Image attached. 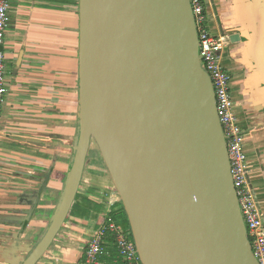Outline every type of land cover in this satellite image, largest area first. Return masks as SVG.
I'll return each mask as SVG.
<instances>
[{
    "label": "water",
    "instance_id": "water-1",
    "mask_svg": "<svg viewBox=\"0 0 264 264\" xmlns=\"http://www.w3.org/2000/svg\"><path fill=\"white\" fill-rule=\"evenodd\" d=\"M78 13L73 160L49 226L22 264H38L65 226L93 144L142 264H260L191 0H78Z\"/></svg>",
    "mask_w": 264,
    "mask_h": 264
},
{
    "label": "crops",
    "instance_id": "crops-1",
    "mask_svg": "<svg viewBox=\"0 0 264 264\" xmlns=\"http://www.w3.org/2000/svg\"><path fill=\"white\" fill-rule=\"evenodd\" d=\"M204 3L210 29L228 42L225 67L234 76L250 185L264 216V0ZM69 6L64 0H10L2 48L7 91L0 120V264H22L41 240L72 164L79 130V13L76 4ZM110 180L88 159L66 224L38 264H83L91 237L108 214L121 210ZM107 240L98 264H124Z\"/></svg>",
    "mask_w": 264,
    "mask_h": 264
},
{
    "label": "built area",
    "instance_id": "built-area-1",
    "mask_svg": "<svg viewBox=\"0 0 264 264\" xmlns=\"http://www.w3.org/2000/svg\"><path fill=\"white\" fill-rule=\"evenodd\" d=\"M199 35V58L209 74L216 95L219 119L226 137L231 173L247 235L252 250L260 264H264V216L250 185L249 157L246 135L238 121L232 96L234 76L225 67L228 42L216 36L209 26V14L204 0H191ZM10 0H0V48L5 44L9 27ZM6 64L3 49L0 50V120L6 94ZM120 202V199H119ZM115 204H112L113 208ZM114 240L116 250L124 264H142L135 242L115 218L108 214L102 227L91 237L83 264H98L107 255L106 240Z\"/></svg>",
    "mask_w": 264,
    "mask_h": 264
},
{
    "label": "trees",
    "instance_id": "trees-1",
    "mask_svg": "<svg viewBox=\"0 0 264 264\" xmlns=\"http://www.w3.org/2000/svg\"><path fill=\"white\" fill-rule=\"evenodd\" d=\"M76 1H77V3H75V0H64V4L72 5L74 3V4H76L78 6V0H76ZM118 205L120 206L121 210H120V213H116L114 215V218H115V220H117V222H119L121 225H123L125 227L124 229L127 230L130 238L133 240L132 233H131L130 226H129L128 217H127V214H126V212L124 210V207H123L121 201L119 202ZM107 241L109 243H112V244L114 243L113 240L110 237H109V239ZM117 255H118L117 253L113 254V258L111 260H114V259L116 260Z\"/></svg>",
    "mask_w": 264,
    "mask_h": 264
},
{
    "label": "rangeland",
    "instance_id": "rangeland-1",
    "mask_svg": "<svg viewBox=\"0 0 264 264\" xmlns=\"http://www.w3.org/2000/svg\"><path fill=\"white\" fill-rule=\"evenodd\" d=\"M69 7H73V4H72V6L70 5ZM91 149L92 150L89 153V160H91V159L94 160V163L98 164V166H100L102 168L103 173L105 174V176H107L108 181H109L110 175L107 171V168H106L104 161L101 158V155H100V152L98 150L97 145L93 144ZM110 181L112 182V180H110Z\"/></svg>",
    "mask_w": 264,
    "mask_h": 264
}]
</instances>
